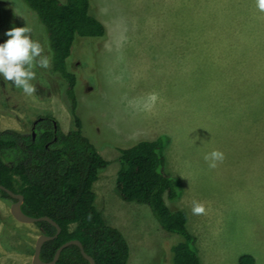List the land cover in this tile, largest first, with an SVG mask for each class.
Returning a JSON list of instances; mask_svg holds the SVG:
<instances>
[{
  "label": "rangeland",
  "instance_id": "obj_1",
  "mask_svg": "<svg viewBox=\"0 0 264 264\" xmlns=\"http://www.w3.org/2000/svg\"><path fill=\"white\" fill-rule=\"evenodd\" d=\"M89 12L106 37H76L67 69L82 133L111 161L92 188L105 222L127 240L126 264H169L179 240L114 190L117 149L160 135L169 140L164 169L180 186L167 203L186 211L200 264H238L244 254L264 264V11L256 0H90ZM24 24L47 55L35 12L0 0V34ZM33 71L31 95L0 78V129L27 131L48 114L69 131L63 81L50 63ZM212 150L224 156L214 168L205 159ZM9 205L0 197V264H31L37 227L16 221Z\"/></svg>",
  "mask_w": 264,
  "mask_h": 264
},
{
  "label": "trees",
  "instance_id": "obj_2",
  "mask_svg": "<svg viewBox=\"0 0 264 264\" xmlns=\"http://www.w3.org/2000/svg\"><path fill=\"white\" fill-rule=\"evenodd\" d=\"M22 1L45 26L50 72L63 81L60 97L72 127L67 132L58 127L55 135L51 127H38L34 140L19 130H1L0 184L23 196L21 210L25 214L48 216L60 226L57 236L43 243L39 256L42 261H50L61 244L76 239L95 264H126L127 240L105 222L96 208L92 188L98 171L111 161L103 158L82 133V122L76 114L77 78L67 69L75 38L103 41L106 28L89 12L90 0ZM168 141L167 136L160 135L118 148L114 190L123 201L146 205L161 229L179 237L170 248L169 264H200L196 237L186 227V211L167 203L176 200L180 191L177 179L164 169L163 151ZM0 197L11 199L3 190ZM36 225L39 233L51 236L55 232L46 221ZM55 264L89 263L78 246L71 244L60 252ZM238 264H254V258L244 254Z\"/></svg>",
  "mask_w": 264,
  "mask_h": 264
},
{
  "label": "clouds",
  "instance_id": "obj_3",
  "mask_svg": "<svg viewBox=\"0 0 264 264\" xmlns=\"http://www.w3.org/2000/svg\"><path fill=\"white\" fill-rule=\"evenodd\" d=\"M256 7L264 11V0H256ZM32 32L30 25L12 26L4 32L7 39L0 42V78L10 81L26 95L35 92L31 83L35 79L34 67L47 69L50 63V53L43 54L44 48L38 40L31 38ZM223 158V153L218 150H212L205 156L209 167L213 168ZM191 210L193 214H203L204 207L194 204Z\"/></svg>",
  "mask_w": 264,
  "mask_h": 264
},
{
  "label": "water",
  "instance_id": "obj_4",
  "mask_svg": "<svg viewBox=\"0 0 264 264\" xmlns=\"http://www.w3.org/2000/svg\"><path fill=\"white\" fill-rule=\"evenodd\" d=\"M0 190L5 191L11 198H16L18 199L16 202H13L10 207H9V211L11 216L18 222L20 223H25V224H33L36 223L38 221H46L48 223H50L52 226H54L55 228V233L52 236H48L45 234H39L35 240V244H34V251L32 254V259H31V264H55L60 252L67 247L68 245L74 244L76 246H78L80 253L82 254V256L84 258H86L88 260L89 264H95L94 260L92 259L91 256H89L83 249L82 244L80 243V241L76 240V239H72L69 240L67 242H64L63 244H61L55 251V254L53 256V258L48 261H42L39 257L40 255V250H41V246L45 241L51 240L53 238H55L57 236V234L60 232V226L54 221L52 220L50 217L48 216H39V217H33V216H29L27 214H25L22 210H21V204L23 201V196L21 194L18 193H14L13 191H11L10 189L6 188L5 186L0 184Z\"/></svg>",
  "mask_w": 264,
  "mask_h": 264
},
{
  "label": "flooded vegetation",
  "instance_id": "obj_5",
  "mask_svg": "<svg viewBox=\"0 0 264 264\" xmlns=\"http://www.w3.org/2000/svg\"><path fill=\"white\" fill-rule=\"evenodd\" d=\"M8 6H6V8H7ZM5 8V9H6ZM5 37L6 36H4V33L3 34H0V42H3L4 40H5ZM3 84H4V82H3ZM45 126H47V127H51L52 129H53V133H54V135H55V133H56V131H57V129H58V124H57V122L54 120V119H52V117L50 116V115H48V114H45V115H40V116H38V117H36L34 120H32L31 121V123H30V127H29V130H27V131H22L23 132V134L24 135H28V134H30V139L31 140H34V138H35V135H36V128H38V127H45ZM1 130H4V129H0V131ZM20 131V130H19ZM53 139H55V137H53ZM5 200H7V201H9V203H10V205L13 203V202H16L18 199H16V198H11V199H5ZM10 205H9V207H10ZM33 225H35L36 227H37V225H36V223H33ZM54 227V226H53ZM37 230H38V235L39 234H42V233H39V229H38V227H37ZM55 233V232H54ZM52 236V235H51ZM54 239V238H53ZM52 240V239H51ZM46 242V241H45ZM35 244V243H34ZM43 245V244H42ZM42 247V246H41ZM33 251H34V248H33ZM41 251V250H40ZM56 251V250H55ZM54 254H55V252H54ZM40 256V255H39ZM54 256V255H53ZM53 258V257H52Z\"/></svg>",
  "mask_w": 264,
  "mask_h": 264
},
{
  "label": "crops",
  "instance_id": "obj_6",
  "mask_svg": "<svg viewBox=\"0 0 264 264\" xmlns=\"http://www.w3.org/2000/svg\"><path fill=\"white\" fill-rule=\"evenodd\" d=\"M252 63H253V62H252ZM253 66H254V63H253ZM259 66H263V65H257V66H256V67H257V68H256L257 70H258V67H259ZM261 69H264V68H261Z\"/></svg>",
  "mask_w": 264,
  "mask_h": 264
}]
</instances>
